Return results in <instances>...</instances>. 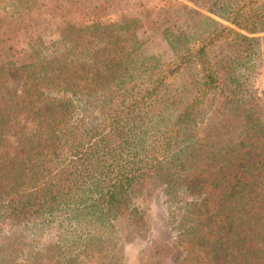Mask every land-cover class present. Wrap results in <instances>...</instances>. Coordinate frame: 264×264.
Here are the masks:
<instances>
[{
  "label": "trees",
  "instance_id": "16d2710c",
  "mask_svg": "<svg viewBox=\"0 0 264 264\" xmlns=\"http://www.w3.org/2000/svg\"><path fill=\"white\" fill-rule=\"evenodd\" d=\"M189 3L0 39V264H120L155 188L182 264H264V0Z\"/></svg>",
  "mask_w": 264,
  "mask_h": 264
},
{
  "label": "rangeland",
  "instance_id": "374dc122",
  "mask_svg": "<svg viewBox=\"0 0 264 264\" xmlns=\"http://www.w3.org/2000/svg\"><path fill=\"white\" fill-rule=\"evenodd\" d=\"M197 8L189 0H0V39L14 51L25 48L30 38L43 35L53 39L68 32V28L99 24L106 26L119 20L137 18L143 23L159 20L164 25L180 6ZM199 9L203 4H199ZM151 54L163 55L167 47L160 35L144 27ZM71 33V32H70ZM20 81V77L17 78ZM254 89L264 100V67L253 82ZM166 198L161 188L148 193L145 229L139 237L120 239V264H182L183 252L165 224ZM46 241L42 253L50 258Z\"/></svg>",
  "mask_w": 264,
  "mask_h": 264
}]
</instances>
